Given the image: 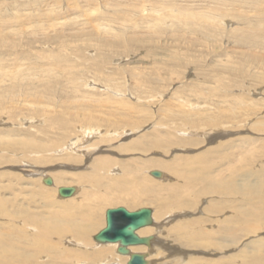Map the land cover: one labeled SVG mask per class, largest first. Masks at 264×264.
Returning <instances> with one entry per match:
<instances>
[{
	"label": "rangeland",
	"instance_id": "1",
	"mask_svg": "<svg viewBox=\"0 0 264 264\" xmlns=\"http://www.w3.org/2000/svg\"><path fill=\"white\" fill-rule=\"evenodd\" d=\"M244 1L0 0V264H105L118 207L192 216L143 231L153 264H264V0ZM84 132L112 168L70 153Z\"/></svg>",
	"mask_w": 264,
	"mask_h": 264
},
{
	"label": "bare ground",
	"instance_id": "2",
	"mask_svg": "<svg viewBox=\"0 0 264 264\" xmlns=\"http://www.w3.org/2000/svg\"><path fill=\"white\" fill-rule=\"evenodd\" d=\"M244 1V0H243ZM260 1V0H259ZM145 3V2H144ZM244 3H245V1H244ZM255 3V2H254ZM225 4V3H224ZM242 4V3H241ZM257 4V3H256ZM260 4V3H259ZM145 5V4H144ZM262 6V5H261ZM142 7V6H141ZM260 7V6H259ZM263 7V6H262ZM144 9V8H143ZM149 9H147V11H148ZM143 11V10H142ZM152 11V10H151ZM149 12V11H148ZM154 11H152V13H153ZM151 13V14H152ZM257 19V18H256ZM239 20H242V19H239ZM246 20H248V19H246ZM257 22V21H256ZM257 24V23H256ZM258 26V25H257ZM120 62V61H119ZM130 81V80H129ZM113 90V89H112ZM91 131L93 130V129H90ZM222 131V130H221ZM225 131V130H224ZM223 131V132H224ZM93 132V131H92ZM85 133V132H84ZM128 134V133H127ZM224 134V133H223ZM192 135V134H191ZM211 135H212V133L211 132H206L205 131V133H202V136H203V138H205L207 141L209 140V138H211ZM225 135V134H224ZM94 135H93V133H90V132H87V133H85L84 134V136H80V137H77V138H74L73 140H71L70 141V144L67 146V149H69V151H70V153L72 154H77V153H82L83 155L82 156H79V155H76V157H78V158H76L77 160H79L80 161V158L81 157H86L87 158V160H86V162H87V164H89L88 162H92L91 163V165L89 166V165H87L88 167H90V169H91V167H92V165L95 167V169L96 170H100V169H103V168H112V166H113V164H115L116 163V161L112 158V156H109V155H111L112 153H110L109 152V150H108V154L107 153H104V151H103V153H102V157H100V156H98V158H94L93 159V157H94V155H97V153L98 152H101V150L100 149H98V148H93L92 147V145H91V141H92V139H95V138H92ZM144 137V136H143ZM214 137H215V135H214ZM213 137V138H214ZM217 137H219V136H216V138ZM220 138V137H219ZM215 139V138H214ZM211 140V139H210ZM219 140V139H218ZM136 141V140H135ZM138 141V140H137ZM93 142V141H92ZM132 142H134V141H132ZM139 142V141H138ZM145 143V144H144ZM147 142H146V140L144 141V142H142V145H144V147L145 146H147ZM108 145V144H107ZM95 146V145H94ZM136 146H138V145H136ZM100 150V151H99ZM107 151V150H106ZM187 152V151H186ZM62 154V153H61ZM100 154V153H99ZM73 157H75V156H73ZM83 160V159H82ZM79 161H76V163H78ZM154 163H156V161H151V166L154 164ZM118 164V163H117ZM153 167V168H152ZM151 167V169H149L148 171H147V173L151 176V172L152 171H155L156 170V168H158V170L162 167V168H165V169H167V170H171V169H173L174 168V165L173 164H167V165H165L164 163H158V164H156L155 166H152ZM38 169V168H37ZM112 173H114L115 171H117V169L116 168H113V169H111L110 170ZM109 171V172H110ZM159 171H162V170H159ZM50 172V171H49ZM48 171H42V170H40V172H37V174H40V181H41V183L42 184H44L45 185V183H44V180H45V178H47V177H50L52 180H53V185L51 186V187H46L47 189H54L55 191H56V193H57V195H58V197L60 198V199H68V198H61L60 196H59V188L60 187H75L76 189H77V191H76V193L72 196V197H70V198H74V197H76V195L80 192V189H78V187H76V185L75 186H59V185H61V184H59V183H57V182H55L54 181V179L52 178V173L51 174H48L49 173ZM112 173H109V174H111L112 175ZM162 173H163V176H162V178L161 179H158L159 181H161V182H169V181H172V178H171V176H169V174H168V172L166 173V172H164V171H162ZM151 177H153V176H151ZM154 178V177H153ZM113 209V208H112ZM184 210V209H183ZM183 210L182 209H180V210H177V211H172V213L170 212V213H168V214H166L165 216H164V218L163 219H161V221L159 220V222H158V218L156 217V216H154V213H153V219H154V223H153V225H151V226H149V227H151V228H147V227H145V228H143V229H141V230H139L138 232H137V234L140 236V237H149V236H153L152 235V233L153 232H156V233H160V234H164L165 233V226L167 225V224H169L171 221H172V218H174V219H177L178 220V218L179 219H182V218H189V217H192L191 215H190V213L188 214V213H185V212H183ZM198 210V209H197ZM201 211V210H200ZM107 212V211H106ZM154 212V211H153ZM170 214V215H169ZM173 214V215H172ZM202 214V213H201ZM201 214H200V216H201ZM182 215V216H181ZM194 215V214H193ZM168 216H169V219H168ZM198 216V215H197ZM177 217V218H176ZM105 222H106V214H105ZM181 222V221H180ZM178 223V222H177ZM174 224V223H173ZM175 224H176V222H175ZM105 226H106V224H105ZM180 227H181V225H180ZM178 228H179V226H178ZM104 229V228H103ZM150 229L152 230V233H151V235H149V236H147V235H145V232H143V231H146V234H148V232H147V230L148 231H150ZM180 229V228H179ZM62 230H64V231H66V230H68L67 228H64V227H62ZM78 234L80 235V229L78 230ZM159 234V235H160ZM42 236V235H41ZM44 237H45V235H43ZM42 236V237H43ZM154 237V239L152 240V242H151V244H150V246H138L137 248H135V247H133V248H130V249H132L131 251L132 252H138V253H146L148 256H147V260H148V262H149V264H153L154 262H152L151 260L153 259V255H154V253H156L157 251H156V247H158V245H157V239H156V237L155 236H153ZM94 238V237H93ZM92 238V239H93ZM222 239L223 240H225V241H233V237H231L230 239H228L227 237H222ZM221 239V240H222ZM238 239V238H237ZM71 240V239H70ZM94 240V239H93ZM239 240V239H238ZM238 240H236V241H233L234 242V244L238 241ZM75 241H77L76 239H73L72 238V242H73V244H70V245H74V244H76L77 245V247H82L83 249H91L90 247H89V245H87L88 243H90L91 244V242H88V243H86V242H82V241H77V243L75 242ZM159 242V241H158ZM66 243H67V241H66ZM96 243V242H95ZM221 243H222V241H221ZM97 245H95L94 244V250H97V251H95V252H93L94 254L91 256V259L92 260H97V259H99V258H102V259H105L104 260V262H105V264H112L110 261H111V258L112 257H114V256H117V257H115V259H117L116 261H119V263L118 262H116V263H113V264H123L124 262L125 263H127L128 261H129V259H130V256H123V255H119L118 253H117V249H118V247H119V245L118 244H98V243H96ZM233 244V245H234ZM101 245V246H100ZM162 245V244H161ZM162 249V248H161ZM143 250V251H142ZM179 250V249H178ZM141 251V252H140ZM177 251V250H176ZM180 251V250H179ZM173 252V251H172ZM227 252V251H226ZM175 253V252H174ZM195 253V252H194ZM68 254V253H67ZM78 254H80V253H78ZM119 256H118V255ZM83 255V254H82ZM180 255V254H179ZM186 255V254H185ZM185 255H183L181 258L180 257H177V255H174L173 257L174 258H177V259H179L180 261H182V260H184V258L186 257ZM188 255V254H187ZM79 257H80V255H78ZM89 256H90V254H89ZM156 256H158V254L156 255ZM164 256V255H163ZM169 256V255H168ZM196 256V255H195ZM225 256H227V255H225ZM76 258V257H75ZM192 258H194V256H192ZM221 258V257H220ZM231 258V257H230ZM235 258V257H234ZM157 259V258H156ZM195 259H200V258H195ZM228 259V258H227ZM193 260V259H192ZM198 260H196L195 262H197ZM231 260V259H230ZM227 261L226 263H224V262H221V261H219V262H216V263H212L211 261H209L207 264H237V259L234 261V263H230V262H232V261ZM190 261H191V259H190ZM223 261V260H222ZM113 262V261H112ZM114 262H115V260H114ZM163 262V261H162ZM192 263V264H196V263ZM204 262V261H203ZM124 263V264H125ZM157 263V262H156ZM205 263V262H204ZM174 264V263H173ZM179 264V263H178ZM185 264H187V263H185ZM197 264H199V261L197 262ZM203 264V263H202Z\"/></svg>",
	"mask_w": 264,
	"mask_h": 264
},
{
	"label": "water",
	"instance_id": "3",
	"mask_svg": "<svg viewBox=\"0 0 264 264\" xmlns=\"http://www.w3.org/2000/svg\"><path fill=\"white\" fill-rule=\"evenodd\" d=\"M151 176L161 179L163 173L155 170L151 172ZM44 183L47 186H52L53 180L47 177ZM76 191L75 187H60L59 196L70 198ZM153 213V209L149 207H143L136 211H129L125 207L108 209L106 212V226L93 239L98 244H118L117 253L130 256L127 264H149L146 253L132 252L130 248L150 246L154 237H140L137 232L153 225Z\"/></svg>",
	"mask_w": 264,
	"mask_h": 264
}]
</instances>
